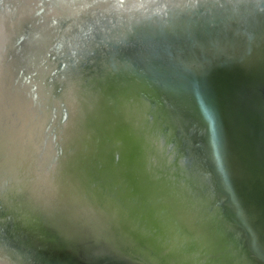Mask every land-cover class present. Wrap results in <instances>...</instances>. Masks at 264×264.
<instances>
[{"label": "bare ground", "instance_id": "1", "mask_svg": "<svg viewBox=\"0 0 264 264\" xmlns=\"http://www.w3.org/2000/svg\"><path fill=\"white\" fill-rule=\"evenodd\" d=\"M38 1L0 0V264H254L177 96L222 0Z\"/></svg>", "mask_w": 264, "mask_h": 264}, {"label": "water", "instance_id": "2", "mask_svg": "<svg viewBox=\"0 0 264 264\" xmlns=\"http://www.w3.org/2000/svg\"><path fill=\"white\" fill-rule=\"evenodd\" d=\"M242 2L222 0L212 7L207 3L202 9L197 7V16L204 10L207 19L193 20L182 67L185 85L177 96L194 120L200 136L199 149L195 148L200 151L202 144L205 149L217 186L230 191L229 199L236 194L233 201L238 209L230 210L229 216L245 235L254 264H264V13L252 23L238 20L234 11ZM258 2L264 11V0ZM45 10L41 21L47 25ZM176 60L166 59L169 66L177 65ZM123 103L130 101L125 98ZM78 121L81 126L83 119ZM133 227L126 238L131 247L137 233ZM153 227L149 225L147 233L162 234ZM153 262L160 264L158 259Z\"/></svg>", "mask_w": 264, "mask_h": 264}, {"label": "rangeland", "instance_id": "3", "mask_svg": "<svg viewBox=\"0 0 264 264\" xmlns=\"http://www.w3.org/2000/svg\"><path fill=\"white\" fill-rule=\"evenodd\" d=\"M146 264H148V263H146Z\"/></svg>", "mask_w": 264, "mask_h": 264}]
</instances>
